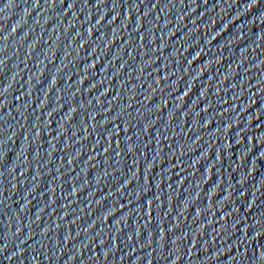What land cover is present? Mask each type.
<instances>
[{
  "label": "water",
  "instance_id": "1",
  "mask_svg": "<svg viewBox=\"0 0 264 264\" xmlns=\"http://www.w3.org/2000/svg\"><path fill=\"white\" fill-rule=\"evenodd\" d=\"M0 9V264H264V0Z\"/></svg>",
  "mask_w": 264,
  "mask_h": 264
},
{
  "label": "snow or ice",
  "instance_id": "2",
  "mask_svg": "<svg viewBox=\"0 0 264 264\" xmlns=\"http://www.w3.org/2000/svg\"><path fill=\"white\" fill-rule=\"evenodd\" d=\"M0 11H2V9H0ZM106 151V150H105Z\"/></svg>",
  "mask_w": 264,
  "mask_h": 264
}]
</instances>
